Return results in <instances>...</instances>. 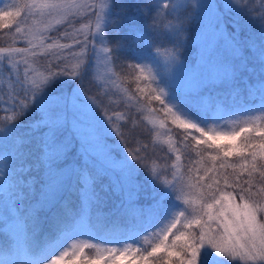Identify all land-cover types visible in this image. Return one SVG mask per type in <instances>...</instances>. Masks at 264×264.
<instances>
[{
	"label": "snow or ice",
	"instance_id": "1",
	"mask_svg": "<svg viewBox=\"0 0 264 264\" xmlns=\"http://www.w3.org/2000/svg\"><path fill=\"white\" fill-rule=\"evenodd\" d=\"M0 5V264H264V0H226L233 32L213 0H197L195 11L191 0H137L138 15L127 17L122 0ZM139 15L143 26L135 25ZM125 18L133 26L121 36ZM195 18L204 21L198 36ZM241 20L259 27V44L241 38ZM189 41L197 53L191 64L181 58ZM117 66L130 70L146 104L122 84L128 77ZM244 73L256 74V83ZM180 76L194 87L181 91ZM240 83L259 93L258 104L230 113L213 103L217 87L235 91ZM121 99L165 130L167 139L157 132L153 143L174 160L161 164L139 140L129 147L124 129L139 121L109 108ZM28 116L38 136L17 172L16 133ZM168 123L180 130L175 138ZM141 169L153 189L146 209L135 206L132 178ZM109 201L116 214L124 211L121 220L131 217L130 235L111 236L115 222L99 214L105 233L96 230L93 210Z\"/></svg>",
	"mask_w": 264,
	"mask_h": 264
},
{
	"label": "trees",
	"instance_id": "2",
	"mask_svg": "<svg viewBox=\"0 0 264 264\" xmlns=\"http://www.w3.org/2000/svg\"><path fill=\"white\" fill-rule=\"evenodd\" d=\"M10 2V0H5V3ZM120 0H118V3ZM123 3H126L130 5V7L127 9V12L123 14L124 17L127 16H133L138 15L136 13V10L134 7H131V5H135L137 3V0H122ZM141 3H147L148 0H139ZM3 5H0L2 7ZM192 9H194V5H191ZM116 11H119V8L116 9ZM223 15H225V21L228 23V31L233 32L234 29L232 28V19L233 16L231 13H228L226 11H223ZM199 18H195L192 21V33L195 36L198 25L200 24ZM145 23V18L142 15L138 16V19L135 21L136 26H143ZM242 26L241 31V38H255V42L257 44L260 43L259 38V27L252 23L250 27H244V20L240 21ZM133 25L125 18L123 19V22L120 25V35L123 36L127 33L129 27H132ZM5 31H11V30H5ZM2 35V34H0ZM130 43V41H129ZM0 46H6L5 40L0 39ZM21 46V45H20ZM195 48L193 47V44L191 41L187 42L185 45V48L182 50L181 58L184 59L188 64H191L195 59ZM246 55L252 56V53L247 51L245 52ZM249 67L253 68H259L258 62H256L255 59H251L249 61ZM116 71L120 72V75L122 77L127 76V80H122V84L128 88V90L134 95L137 96V100L141 104L147 103V98L144 100H139V95L135 92L136 88V82L132 78V74L130 73V70L127 68H121L119 66L116 67ZM244 76L248 77V84H255L257 80L256 74H249L244 73ZM143 83V82H142ZM93 91H95V88L93 87ZM188 91V90H186ZM208 89H205V92H207ZM213 97V103L219 104L221 106L222 111L224 112H238L240 110H243L246 107H250L254 104L259 103V93L254 92L253 95H249L246 85L244 83H240L235 91L228 90V89H222L217 87L215 90L211 93ZM113 100L116 101L119 99V94H114L112 96ZM207 99V97H205ZM106 100V98H105ZM107 102V100H106ZM131 103V102H128ZM152 107L154 108H160L158 102L153 101ZM109 108L115 112H119L124 116H135L137 120L139 121V124L136 127H133L131 122L129 121L127 123L126 128L124 129L126 132V137L129 141V147L135 148L136 142L139 140L142 143H147L149 145V148L147 150L148 155L152 158L157 159L161 164L165 162V157H170L171 160L175 159V156L167 152V146L164 145L161 142L153 143L155 140V133L158 132V128H153L151 124H148L147 121L141 119L142 116L147 115V113H141L136 111V107H130L125 108V102L121 99L120 102L112 103L109 105ZM156 116H158L160 119H165L162 112L157 111L155 113ZM36 118L33 116L25 117L20 121V127L17 129V137L19 138V143L17 144L18 151L16 153V158L13 161V166L17 170V172H20L22 168L26 167L27 163H29L28 160H26L25 156L26 153L33 147V144L35 142V137L38 136L37 132H33L32 129L29 127L31 121ZM117 123L124 124V120L120 119ZM166 128H170L172 131V134L175 138L176 134L180 133L179 129H176L174 126H172L170 123L166 124ZM7 151H12V145L11 143L7 146ZM185 164V171H187V166L189 164L187 156L182 161ZM229 173H231V169L228 170ZM247 177H242L241 179H246ZM134 184L138 185V193H139V199L136 201V207L138 208H144L149 207L154 203L153 200V189L151 187L150 182H146V175L143 171V169L140 170L139 175L133 176ZM257 183H260L259 179H257ZM3 192V189H1V192ZM27 203V201H26ZM99 214L102 217H108L110 218V221L115 222V227L117 231L115 233H112L111 236H115L118 234L122 235H129L132 229V220L131 217H125L124 220H121L120 216H125V213L123 210L120 211L119 214H116L114 212V206L111 201L106 206L100 207L98 210H93V223L96 224V230L105 233V227L102 224H98L95 221V216ZM113 227V224L110 222L107 225L108 230L110 231ZM90 252V250H88Z\"/></svg>",
	"mask_w": 264,
	"mask_h": 264
},
{
	"label": "rangeland",
	"instance_id": "3",
	"mask_svg": "<svg viewBox=\"0 0 264 264\" xmlns=\"http://www.w3.org/2000/svg\"><path fill=\"white\" fill-rule=\"evenodd\" d=\"M213 2L214 3H216V4H219V5H221V8H220V13L223 15V11H225L224 10V8H223V4L226 2V0H213ZM196 3H197V0H191V5H194V9H195V7H196ZM223 19L225 20V15H223ZM199 20H201L200 18H199ZM204 21L203 20H201L200 21V24L198 25V29H197V32H196V34H195V36H198L200 33H199V29H200V26H201V24L203 23ZM230 32V31H229ZM61 42H65V41H61ZM21 46H23V45H21ZM77 47H79V46H77ZM197 58V53L195 52V56H194V59H196ZM177 83H178V87H179V89L181 90V91H186V90H191L193 87H194V85H193V83H192V81L188 78V77H186V76H180V77H178V81H177ZM88 85H87V83H86V87H87ZM73 87V85L70 83L69 84V87L67 88V89H65V91L66 92H70L71 91V88ZM110 88H111V86H109ZM110 95H116V94H119V93H117V92H110L109 93ZM158 117V116H157ZM159 118V117H158ZM113 119L114 120H116V122H118V121H120V120H118L115 116L113 117ZM158 128V127H157ZM158 132H160L161 134H162V136H161V138L162 139H167V136L166 135H163V133L165 132V130L164 129H160V128H158ZM110 145H113V144H115V143H117V140L116 139H113V138H109L108 139V141H107ZM118 154V153H117ZM133 179V178H132ZM134 181V180H133ZM146 182H150L149 180H147ZM1 189H3L2 187H0V191H1ZM147 207H145V209H146ZM131 234V232L129 233V235ZM120 235H122V234H118V235H115V236H113V237H115V238H119V236ZM92 250H90V252H91ZM236 264H238V262H236Z\"/></svg>",
	"mask_w": 264,
	"mask_h": 264
}]
</instances>
